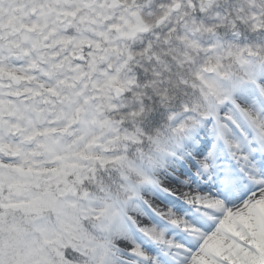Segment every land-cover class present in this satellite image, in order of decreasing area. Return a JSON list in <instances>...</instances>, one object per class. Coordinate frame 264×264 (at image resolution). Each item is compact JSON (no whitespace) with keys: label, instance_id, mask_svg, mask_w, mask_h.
<instances>
[{"label":"snow or ice","instance_id":"6c2138e0","mask_svg":"<svg viewBox=\"0 0 264 264\" xmlns=\"http://www.w3.org/2000/svg\"><path fill=\"white\" fill-rule=\"evenodd\" d=\"M0 264H264V0H0Z\"/></svg>","mask_w":264,"mask_h":264}]
</instances>
